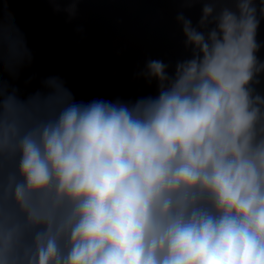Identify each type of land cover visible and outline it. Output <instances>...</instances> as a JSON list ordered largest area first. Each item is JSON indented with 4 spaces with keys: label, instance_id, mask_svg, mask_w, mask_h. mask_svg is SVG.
Here are the masks:
<instances>
[{
    "label": "clouds",
    "instance_id": "9594fccd",
    "mask_svg": "<svg viewBox=\"0 0 264 264\" xmlns=\"http://www.w3.org/2000/svg\"><path fill=\"white\" fill-rule=\"evenodd\" d=\"M175 3L182 54L130 98L21 87L35 56L0 16V264H264V0Z\"/></svg>",
    "mask_w": 264,
    "mask_h": 264
},
{
    "label": "water",
    "instance_id": "95a60500",
    "mask_svg": "<svg viewBox=\"0 0 264 264\" xmlns=\"http://www.w3.org/2000/svg\"><path fill=\"white\" fill-rule=\"evenodd\" d=\"M175 13V0H83L80 14L68 22L47 0H0V16L19 26L35 56L22 72L21 87L32 72L59 74L84 100L154 92V85L133 73L148 56L168 60L182 54ZM189 14L195 18L198 8ZM37 83L33 80L29 90Z\"/></svg>",
    "mask_w": 264,
    "mask_h": 264
}]
</instances>
